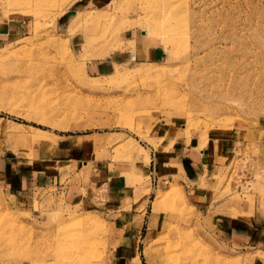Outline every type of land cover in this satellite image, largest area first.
Wrapping results in <instances>:
<instances>
[{"label": "rangeland", "instance_id": "1", "mask_svg": "<svg viewBox=\"0 0 264 264\" xmlns=\"http://www.w3.org/2000/svg\"><path fill=\"white\" fill-rule=\"evenodd\" d=\"M89 133L141 226L0 181V264H264V0H0V152Z\"/></svg>", "mask_w": 264, "mask_h": 264}, {"label": "crops", "instance_id": "2", "mask_svg": "<svg viewBox=\"0 0 264 264\" xmlns=\"http://www.w3.org/2000/svg\"><path fill=\"white\" fill-rule=\"evenodd\" d=\"M164 131L170 135L173 133V138L178 132L177 129L175 130L171 126H168L167 129L163 128ZM163 136L170 138L166 134ZM55 143V148L49 153L51 154L50 158H48L50 163L45 164L41 162L29 163V161L30 166L29 164H20L27 162L13 155L20 152H0V181L10 189L23 190L31 183L40 181L44 173H47L54 180L59 181L60 185L57 188H59V192L63 193L67 201L83 208L97 207L101 203L109 204V206L117 204V206L124 209V212H121L123 218H120V221H129L133 222L135 226H141L144 219L142 211L130 212L136 203V199H134L136 195L134 196V193L136 194V191H138L136 186L133 185L134 178L132 174L127 170L123 171L126 168H121L122 171H120L121 173L119 172V175L111 174L110 170H108L105 176L103 171L99 169V165L98 167L94 166L88 158L91 154L106 153L103 149L105 143L103 136L93 133L67 134L59 136ZM164 151H167V154H163V157L167 158V160L179 158L176 157L177 154L170 153L180 151V147L177 149H165ZM198 151L199 158L202 155V157L207 156L209 153L201 148ZM80 154H86L85 156L88 159L79 161ZM53 162H55V166L52 165ZM196 164H199V162L196 161ZM128 174L130 176H127ZM167 178L171 179L172 177L168 175ZM141 198L142 196L139 197V199Z\"/></svg>", "mask_w": 264, "mask_h": 264}, {"label": "bare ground", "instance_id": "3", "mask_svg": "<svg viewBox=\"0 0 264 264\" xmlns=\"http://www.w3.org/2000/svg\"><path fill=\"white\" fill-rule=\"evenodd\" d=\"M35 139H37L38 137H34ZM162 244H160L159 247V251H160V257H161V263L162 264H167L168 262H173L175 260V255L171 254L170 250L168 248H170V245H165V246H161Z\"/></svg>", "mask_w": 264, "mask_h": 264}]
</instances>
